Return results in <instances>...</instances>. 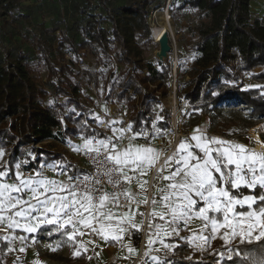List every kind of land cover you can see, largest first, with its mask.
<instances>
[{
	"label": "trees",
	"instance_id": "1",
	"mask_svg": "<svg viewBox=\"0 0 264 264\" xmlns=\"http://www.w3.org/2000/svg\"><path fill=\"white\" fill-rule=\"evenodd\" d=\"M251 2L170 0L168 13L174 23L186 17L189 38L176 80L178 101L187 106L181 124L184 129L196 126L205 115L208 130L215 133L222 125L236 124L237 128L221 135L238 139L249 128L264 124V18L252 17ZM165 3L33 0L20 4L0 0V150L4 152L0 166L11 169L9 178L16 163L29 171L55 160L67 165L70 175L86 171L67 161L51 141L64 144L79 135L107 137L94 123V107L88 105L87 89H95L100 80L106 98L125 105L126 126L131 125L132 133L143 131L146 135L140 137L149 141L154 131L165 134L171 128L170 110L161 98L169 92L172 66L158 59L148 62L142 46L152 38L149 7L163 10ZM57 4L64 9L63 15ZM46 16L50 21L45 24ZM90 53L97 69L83 66ZM42 72L45 80L38 83ZM82 74L88 76L85 84L80 80ZM96 100L91 98V104ZM240 110L239 118L229 114ZM259 134L264 142V133ZM240 191L250 194L246 188ZM37 236L67 243L51 225L39 230ZM135 237L137 242L138 234ZM235 244L242 255L255 256L264 240ZM185 247L181 243L172 248L164 264H216L219 253L226 251L225 245H220L192 259ZM220 264L233 261L225 259Z\"/></svg>",
	"mask_w": 264,
	"mask_h": 264
},
{
	"label": "snow or ice",
	"instance_id": "2",
	"mask_svg": "<svg viewBox=\"0 0 264 264\" xmlns=\"http://www.w3.org/2000/svg\"><path fill=\"white\" fill-rule=\"evenodd\" d=\"M130 130L131 125L127 129H112L117 142H113V137L96 139L98 134L90 138L82 137V145H71L69 141L74 151L94 154V161L104 168L96 176L82 175L79 171L68 175V166L57 164L54 160L29 175L21 171V163H16L14 178L9 182L7 177L11 169L0 166L3 168L0 170V241L5 242L7 250L14 251L16 241L21 245L20 252L26 250L24 243L29 236L17 235V230L32 234L42 228L48 230L49 225L66 237L67 242L80 243L85 251L87 245L95 241H76V238L86 231L105 242H121L125 233L131 236L132 229L139 231L142 219L137 221L135 216L142 218L143 213L134 212L132 206L138 208L140 204L149 202L148 181L140 178L155 167L160 154L152 147L132 143L137 136L146 135L143 131L128 137L129 143L124 148L118 147V142L124 139V132ZM3 156L4 152L0 150V159ZM100 157L103 159H98ZM45 168L50 171L59 169L58 174L67 176V179L49 178L45 175ZM103 178L113 186L114 191L97 187L102 185ZM154 179L166 182L158 183L151 200V218H158L163 223H150L148 226L153 231L144 253L148 260L143 264H164L157 256L150 255L152 246L157 242L153 237L159 238L164 248L172 249L176 245L165 243L164 237L179 236L182 228L188 229L196 220L201 222L199 229H193L191 237L181 239L203 250L204 245L215 239L223 229L220 238L226 251L219 253L220 259L216 264L225 259L233 261V264H243L244 260H250V264H264V245L255 256H250L249 253L242 255L234 243L237 239L241 244L264 240V152L207 137L196 129L190 139L181 141L173 154L164 160ZM133 180L137 181L139 192L123 187ZM241 188L249 189L250 194L241 192ZM257 189L260 191L257 192ZM121 196L124 198L123 205ZM121 207L127 210L118 215L116 210ZM32 240L35 243V237ZM125 247L130 253L136 251L130 243ZM78 254L79 251L74 252V255ZM234 256L241 259L233 260ZM33 264H39V261Z\"/></svg>",
	"mask_w": 264,
	"mask_h": 264
},
{
	"label": "crops",
	"instance_id": "3",
	"mask_svg": "<svg viewBox=\"0 0 264 264\" xmlns=\"http://www.w3.org/2000/svg\"><path fill=\"white\" fill-rule=\"evenodd\" d=\"M112 104L114 103L110 102L107 105H102L99 111H102V114H104L105 117H98V119L96 120L101 121L106 124L104 131L107 134V137H113V142H117L115 137L113 136L112 129H124V127H126L127 129V126H126L127 122H124L123 119H120L119 117L120 112H121L120 109L115 110V114L111 113ZM111 121H116V123L114 124L110 123ZM208 125H209V118L203 115L201 121L196 126L189 127L187 129L183 128L184 134L182 135L178 144L185 139H190L191 135L196 129H200L207 137H215L218 139L225 140V138L220 136L218 133L209 131ZM134 134L135 133H132L131 131H127V133L124 132V139L118 142V147L122 149L125 146H127L129 143L128 137H131ZM116 135L118 136L119 133L117 132ZM82 137L83 136H80V135L76 137H72L64 144H61L55 141H51V142L53 143L52 146L55 150L64 153L67 161L71 162L74 165H77L78 167L80 166L81 168L85 169V165L83 164V160L81 157L82 151L80 152L74 151L73 147L69 145V141L71 142V145H82L83 143ZM105 138H98V139H105ZM158 138H159L158 136H155V133L152 135V138L149 141H145L140 136H137L136 139L132 141V143L152 147L156 149L161 156L163 149L161 148V144L157 143ZM226 141H231L234 143L244 145L246 148L250 150H255L256 152H264V148H260L257 146L258 142L260 141L263 142L260 136L254 138V142L246 141V139H244L243 136H241V138H238V139H234V138L227 139L226 138ZM192 143L194 144L195 142L192 141ZM178 144L176 147H178ZM193 151H198V150L193 149ZM160 167L161 166H159L158 168ZM153 169L154 167L146 175L140 178L142 180L148 181L146 185L147 191L150 185L149 176L151 174V171H153ZM157 169L153 171L154 178L156 176ZM21 171L23 170L21 169ZM44 171H45V175H47L49 178H53L57 180H62L63 178H65V176H60L58 174L59 169H57L56 171H50L47 168H45ZM23 172L25 173V175L33 174V170L23 171ZM67 174L70 175L68 172ZM164 174L166 175L167 172H165ZM13 178H14V174H13V177L11 178L7 177L9 182H11ZM158 183H166V182L164 181L157 182L154 179L151 185V192H152L151 200L154 197V193L156 191V187L158 186ZM127 187L130 188L134 192L140 191L136 180H133V182ZM140 199H143V197H140ZM151 207H152V204H151ZM132 210L134 211V207H132ZM152 211H153V207H152V210L149 216V221H148L149 224L150 223L152 224L163 223L162 221H159L158 218L155 220L151 218ZM117 214L122 215L119 212H117ZM135 219L137 221H140L142 218L140 215H136ZM200 226H201V222L199 220L193 221V223L188 226V229L182 228V230L179 233V236L173 235L169 237H164V241L167 244H173V245H178L181 243L186 244L185 249L186 251H188L186 254L192 259H199L200 256L209 252L211 248L224 245V241L220 238V235L224 231L223 229L220 230V233L217 234V237L215 239L210 240L206 245H204L203 250L201 251L199 248L190 246L189 243L181 239V237H191L193 235L192 230L199 229ZM152 231L153 230H150L148 227L147 235H146L147 241H148L149 236L152 235ZM131 232H132L131 236L125 233L123 236V240L121 242H112V241L105 242L101 240L99 236L90 235L86 231L83 236H78L76 238V241L87 242L90 239L95 241L94 244H88L87 251H85L81 247L80 243L78 242H67V243L59 242L57 243L54 239L48 240L46 238H42L38 236L36 237L37 232L32 233V234H26V233H22L19 230H17L16 232L17 235H28L29 236V239L26 240L24 243V247L26 250L24 252H20L19 248L21 245L19 241H16L13 244V248L15 250L9 252L7 250V246L5 242L0 241V264H33L34 261H39V264H143V261L148 260V257L144 256V254H141L139 256V251L136 248L137 242H136L135 236L138 234L139 231L132 229ZM256 234L258 233H254V235ZM32 237H35V243H33ZM153 238L156 239L157 242L152 246V251L150 252V255L157 256L160 259V261L163 262L164 259L170 254L172 250L164 248L163 245L159 243V238H156V237H153ZM147 241H146V245H147ZM237 241H239V239L234 241V243ZM129 243L136 250L134 253H130L125 247V244H129ZM197 243H202V242L197 241ZM157 249H159V251H157ZM76 251H79L78 255H74V252ZM144 251H147L146 246H145ZM190 251H192V253H195L196 251H200V252H198L199 254L198 257H196L195 255L190 256L189 254ZM149 264H151V262H149Z\"/></svg>",
	"mask_w": 264,
	"mask_h": 264
},
{
	"label": "rangeland",
	"instance_id": "4",
	"mask_svg": "<svg viewBox=\"0 0 264 264\" xmlns=\"http://www.w3.org/2000/svg\"><path fill=\"white\" fill-rule=\"evenodd\" d=\"M20 4H31V2H33V0H17ZM167 2V0H166ZM166 4V3H165ZM154 6V5H153ZM153 6H150L149 7V18H148V22L150 24V28L152 29L153 27V24L156 22L157 18H159L161 15V13L164 11V8L163 10H159V9H154ZM51 7V6H50ZM56 8H58V10L60 9V11L62 12V15L64 13V9L62 7H59V5L57 4ZM250 12L252 14V17H258V18H264V0H252L251 4H250ZM159 15V16H158ZM65 18V20L67 19L66 17H63ZM182 18V21L180 23H174L173 20L171 19L170 17V20H171V24H172V28L173 29V34L170 38V43L172 44V50L170 52H168L167 54V58H166V61L168 64H170L172 66V70H171V74L174 72L173 71V67H174V63L176 62L177 65L179 63V61L181 60L180 59V56L183 57V55L185 56L186 55V50H187V47H188V35L186 33V29H185V23H184V20L186 19L185 16L181 17ZM45 21V24L48 23L50 21V17L46 16V19L44 20ZM151 41L145 46L142 44L143 46V56L145 58V60H147L148 62H155V51L157 50L158 48V44L155 43L154 41V37H153V33L151 34ZM6 39V38H5ZM95 59V56L93 54H89V56H86V58H84V61L85 63H83L84 67L86 69H97L96 67V62L94 61ZM192 61V59H190ZM120 67H117V70H119ZM175 73H176V80H177V77L179 75L178 73V68L176 66V70H175ZM45 73L42 72L37 80L38 83H42L44 80H45ZM88 78V76H86V74H82L81 77H80V80L83 84H85L86 82V79ZM170 85H169V92L166 96H163L161 98V101L162 103H164L165 106H167L170 110V118H171V114L173 113V110H172V99H171V95L172 93L174 94V88L172 87L173 86V81H174V78H173V74H172V78L170 80ZM176 84H177V81H176ZM250 85L254 86H258L260 84L258 83H249ZM102 85H103V80H100V82H98V85L97 87L94 89V91L96 92V94L94 95L95 97L93 98L92 95L90 92H88L89 94V97H90V102L88 103V105L94 107V115L95 118L97 119L98 118V113H97V110L100 109V107L102 105H107L109 104L110 102L111 103H115L113 102L112 100L110 99H107L106 98V95L107 93L104 92V90H102ZM87 89V87H86ZM91 89L88 88L87 91H90ZM91 98H93L94 100L97 99L96 101H94V103L91 104ZM174 103L176 104V115H177V118H176V127L178 125V128L181 132H183V127H181V124H182V120L185 118L183 117V114H184V111L187 109V106L184 105L183 103H179L178 101V98H177V95L175 97V100H174ZM178 113V114H177ZM240 113H243L242 110H240L239 112L238 111H233V112H230L229 114H235V118H239L238 114ZM155 117L157 118V114H155ZM154 117V119H155ZM96 125L98 123H95ZM170 126L171 128L169 130H167V132L165 134H158L155 136H158L160 138V141L162 143V146L161 148L163 150H166L168 149L167 145L170 143V136L174 134L173 132V126H172V118L170 120ZM232 128H237V125L236 124H226V125H222L220 129H218V133L220 136H222L223 138H226L228 139L229 137L226 136H223V134L221 135L222 132L224 133H229ZM255 131H257L258 133L259 132H263L264 133V130L262 128V124H256L254 127H251L248 129L247 133L245 135H243V138L246 139V141L248 142H254V133ZM260 135V134H259ZM229 136V135H228ZM181 138H179L180 140ZM232 139V138H231ZM179 142V141H178ZM53 144V143H51ZM178 144V143H177ZM177 146V145H176ZM173 154V153H172ZM171 154V155H172ZM1 160L0 159V163H1ZM150 206H151V201H150ZM152 210V209H151ZM151 212V211H150ZM149 216L150 214L148 215V218L146 219L147 221V224H146V231H145V234H144V237H145V241H144V247L142 249V253L141 254H144V249H145V246H146V241H147V229H148V224H149ZM143 222H142V227L140 229L143 228ZM136 248L138 250V242L136 243ZM201 251V250H200ZM200 251H196L195 253H192V251H190V256L191 255H195L196 257H198V252ZM188 252V251H187ZM188 254V255H189ZM140 256V255H139Z\"/></svg>",
	"mask_w": 264,
	"mask_h": 264
},
{
	"label": "built area",
	"instance_id": "5",
	"mask_svg": "<svg viewBox=\"0 0 264 264\" xmlns=\"http://www.w3.org/2000/svg\"><path fill=\"white\" fill-rule=\"evenodd\" d=\"M176 66H177V63L175 62L174 67H173V71L176 70ZM90 93L93 94L92 97L94 98L95 97L94 95L96 94V92L94 91L93 88H91ZM171 106H173L172 107L173 113L171 114V118L173 117V115H174V118H177L176 104L173 102ZM111 108H112L111 113H113V114H115V110H119V109L121 110L119 117H120V119H123L124 122H127L129 120L128 119V113H127V110H126V107L124 104L114 103V104H112ZM99 110L100 109L97 110L98 117H105V115L102 114V111H99ZM94 123H98L99 127L102 130H104L106 127V124L101 122V121L96 120ZM172 126H173L174 134L170 136V143L167 145L168 149H167V151L166 150L162 151L161 156H160V160L158 161L157 165L154 167L153 171L156 170L159 166L163 165L164 160L174 152V150L177 148L176 145L179 141V138H181L182 135L184 134L183 132H181L179 130L178 125L176 127V120L174 122H172ZM124 129H126V127H124ZM125 132L127 133V131H125ZM154 133L156 135H158L157 131H154ZM96 139H98V138H96ZM157 143L161 144V146H162L160 138L157 139ZM93 155L94 154H86L84 151H82L81 157H82L83 164L85 165V170H86L83 174H90L92 176H96L98 172L102 173L104 171V168L102 166H99L94 161ZM98 159L102 160L103 158L100 157ZM153 171H151V174L149 176L150 177V185H149V188L147 191L148 192L147 199L149 202L147 204H140L138 208L135 205L132 206V207H134V212L143 213L142 222H143L144 226L138 232L139 239L137 241L138 242L139 255H141L142 249L144 247V241H145L144 234L146 231V224H147L146 219L148 218V215L150 214V211L152 209V207L150 206V201H151V197H152L151 185L154 181ZM66 179H67V176H65V178H63L62 180H66ZM127 186H128V184L123 185V187H127ZM97 187H103V189L105 191H108V192L114 191L113 186L106 182V178H103L102 185H98ZM120 199H121V204L123 205L124 204L123 196H121ZM126 210L127 209L125 207H121L116 211L119 212L120 214H123Z\"/></svg>",
	"mask_w": 264,
	"mask_h": 264
},
{
	"label": "water",
	"instance_id": "6",
	"mask_svg": "<svg viewBox=\"0 0 264 264\" xmlns=\"http://www.w3.org/2000/svg\"><path fill=\"white\" fill-rule=\"evenodd\" d=\"M170 3V0H167L166 5L164 7V11L166 12V15L170 18V15L168 13V5ZM173 34V29H164V31L161 32L159 37L154 40L156 44H158V48L155 51V58L158 59L159 62L165 63L167 54L172 50V44L170 43V38ZM173 74V88H174V96L176 97L177 88H176V73L175 71ZM175 121L174 115L172 117V122Z\"/></svg>",
	"mask_w": 264,
	"mask_h": 264
},
{
	"label": "bare ground",
	"instance_id": "7",
	"mask_svg": "<svg viewBox=\"0 0 264 264\" xmlns=\"http://www.w3.org/2000/svg\"><path fill=\"white\" fill-rule=\"evenodd\" d=\"M160 15L161 16L159 18H157L156 22L153 24V27L151 29L152 33H153L154 40H156L159 37L161 32L164 31V29H171L172 28L171 20L168 17V15H166V12L163 11ZM171 99L174 102L175 96L173 93L171 95ZM175 120H176V118H175ZM262 128L264 130V124H262ZM253 136L256 138V137H259L260 135L257 131H255ZM257 146L260 148H264V144L261 141L257 143Z\"/></svg>",
	"mask_w": 264,
	"mask_h": 264
}]
</instances>
